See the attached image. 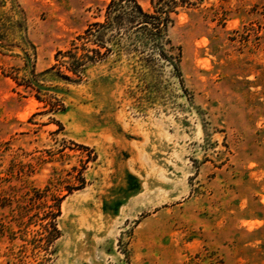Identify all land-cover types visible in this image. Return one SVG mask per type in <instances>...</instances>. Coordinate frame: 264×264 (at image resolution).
Segmentation results:
<instances>
[{"label": "rangeland", "instance_id": "obj_1", "mask_svg": "<svg viewBox=\"0 0 264 264\" xmlns=\"http://www.w3.org/2000/svg\"><path fill=\"white\" fill-rule=\"evenodd\" d=\"M111 1L0 0V264H264V0H176L179 73L77 76Z\"/></svg>", "mask_w": 264, "mask_h": 264}, {"label": "trees", "instance_id": "obj_2", "mask_svg": "<svg viewBox=\"0 0 264 264\" xmlns=\"http://www.w3.org/2000/svg\"><path fill=\"white\" fill-rule=\"evenodd\" d=\"M152 5L153 10L147 11L138 0H112L107 7L104 22L91 24L80 37L84 44L77 49L87 53L79 57L78 52H69V61L65 62L68 70L81 76L84 72L83 60L95 62L110 54L128 51L139 55L146 63H151L152 69L164 64L179 73L180 49L174 46L169 37V28L174 23L172 13L178 2L153 0ZM87 45L93 47L87 48Z\"/></svg>", "mask_w": 264, "mask_h": 264}]
</instances>
